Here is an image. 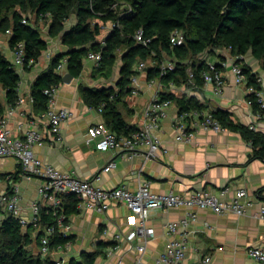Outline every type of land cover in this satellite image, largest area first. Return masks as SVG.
<instances>
[{"label": "crops", "instance_id": "crops-1", "mask_svg": "<svg viewBox=\"0 0 264 264\" xmlns=\"http://www.w3.org/2000/svg\"><path fill=\"white\" fill-rule=\"evenodd\" d=\"M45 39L49 42L51 53L63 50L58 40ZM56 43L58 48H55ZM0 47L4 50L2 52L0 48V52L12 62V50L4 35H0ZM205 53L199 55L198 59L213 64L229 55L227 50H221L202 57ZM216 55L223 59L218 60ZM163 62L172 63L169 60ZM245 62L263 79L264 91V72L257 62L248 59ZM119 65L120 61L114 67L112 77L115 70H119ZM219 67L217 70L223 79L222 95L219 98L212 94L211 86L206 83L201 93H196L184 87L179 88L172 82L164 86L159 80L157 83V79L147 80L145 75H140L136 86L131 85V94L126 99L129 112L121 108L129 131L120 136L111 132L117 138H129L134 131L142 128V111L150 101L159 93H172L179 96L193 95L207 107L204 111L225 110L231 113L234 121L244 126L252 124L255 126L254 131L264 134V114L258 120L253 117L251 108L245 103L247 93L244 85H235L229 70ZM46 68L47 61L41 57L30 71L16 69L20 81L18 99L14 106L5 102L0 89L4 105L0 116L6 119L12 137L23 138L29 131L38 132L41 144L34 145L32 149L44 165L69 173L104 190L125 187L130 192H135L141 184L148 183L149 189L155 194L173 193L184 197L191 192L208 191L218 195L220 191L226 190L222 197L224 200H232L236 191L244 190L250 205L243 215L232 212L215 214L208 209L186 208L153 212L149 226L154 228V237L147 243L145 252L140 254L136 251L135 242L126 238L130 229L126 217L130 211L124 205L111 203L106 210L98 213L79 207L77 202L74 208L77 212L66 214L71 241L67 246L62 245L59 251L56 245L50 248L45 259L49 257L54 264L58 260L62 264H68L70 260L80 261L84 253L96 252L93 264H159L157 259L165 251L167 243L183 239L187 243V254L179 264H197L205 258L210 259L209 264H260L248 256L247 250L251 247H264V224L255 216L259 206L264 204V162L248 161L251 148L238 133L225 129L215 132L199 127L192 132L193 136L189 141H179L176 130L178 109L172 102L153 135L158 151L152 158L145 156L144 146L132 157L121 152L119 147L106 152L98 151L96 141L87 136V129L100 123L105 125V121L101 111L89 108L81 101L77 86L79 83L92 86L91 83L103 82L101 85L113 87L119 71L112 83V77L107 82L102 79L93 80V67L86 61L81 76L78 79L72 78L69 83L62 81L46 110L36 113L30 101V87L35 77ZM65 73L67 72L64 71L62 76ZM61 109L69 112V118L60 124L59 135H55L50 132L45 117L48 113ZM110 162L115 163V168L104 170ZM0 173L18 174L17 180H10L19 186L20 217H30L31 202L39 204L41 213L38 229L33 231V235L38 236L47 226L42 220L44 209L47 214L50 213L53 221L49 203L38 194L40 181L24 178L18 161L9 157L0 159ZM67 196L62 201L64 213L68 203L65 200ZM189 215L195 216V222L180 228L176 233L167 230L169 223L181 222Z\"/></svg>", "mask_w": 264, "mask_h": 264}, {"label": "trees", "instance_id": "trees-1", "mask_svg": "<svg viewBox=\"0 0 264 264\" xmlns=\"http://www.w3.org/2000/svg\"><path fill=\"white\" fill-rule=\"evenodd\" d=\"M40 23L47 26L46 38L58 40L63 50L52 54L47 68L35 77L30 87L34 111L44 112L48 104L44 90L62 83V72L56 71L61 62L65 65L63 72L78 79L88 54L98 53L100 63L92 68L91 78L109 81L120 61L117 82L113 87L79 83L77 91L87 107L101 110L105 125L117 136L129 131L121 108L129 112L126 99L132 91V78L138 75L136 66L141 62L149 66L144 73L147 80L158 79L164 86L172 82L196 93H201L204 86L202 74L207 63L198 56L205 52L227 50L233 57L249 56L264 72V0H0V35L7 37L10 50L17 44L23 45L25 72L32 69L28 60L38 61L50 48L48 40L41 36ZM106 24L110 28L103 32ZM138 31L143 39L149 40L146 46L136 42ZM174 31L183 34L181 46L173 47L169 42ZM164 60L171 61L174 69L161 76L159 67ZM236 63L245 77V89L261 90L258 73L242 59ZM215 66L220 68L218 63ZM19 81L16 67L0 52V89L11 106L18 99ZM158 98L171 100L179 113L207 108L193 95L159 93ZM245 99L251 102L252 114L263 116L264 109L259 107L254 95L247 94ZM3 110L0 97V114ZM210 112L221 128L238 133L249 144L248 161L264 162L263 133L234 121L225 110ZM17 175L0 173L3 179L14 181ZM65 200L68 201L65 214L77 212L74 209L77 199L68 195ZM42 216L43 224L52 223L45 209ZM33 231L31 226L23 229L16 218L6 217L0 226V264H54L49 257L41 260L40 235L32 237ZM70 241V236L55 237L50 248ZM34 244L36 255L29 249ZM96 255V252L84 253L80 261L70 260L68 264H93Z\"/></svg>", "mask_w": 264, "mask_h": 264}, {"label": "built area", "instance_id": "built-area-1", "mask_svg": "<svg viewBox=\"0 0 264 264\" xmlns=\"http://www.w3.org/2000/svg\"><path fill=\"white\" fill-rule=\"evenodd\" d=\"M9 32L7 31V34ZM137 43L146 46L149 40L143 39L141 31L135 34ZM171 46H181L184 43L183 34L180 31H174L169 37ZM22 44H17L12 50V64L16 69H22L25 63V55ZM51 51L47 50L41 57L50 61L52 57ZM40 57V58H41ZM39 58V59H40ZM38 59V61H39ZM100 55L98 53H89L87 61L94 68H97L100 63ZM246 60L245 57L224 56V59L219 62L221 67L227 68L232 76L235 85H244L245 77L241 73L240 66L236 60ZM38 61L33 59L28 60V66L34 67ZM64 62H61L56 71L58 73L64 70ZM160 75H166L169 71H173V63H162L159 67ZM149 66L146 63H139L136 67L137 76L132 78V85L135 87L140 75H145ZM19 73V72H18ZM189 77L192 74L189 73ZM204 83L211 86L212 94L219 98L222 95L223 79L219 74L215 64L207 63V69L202 74ZM158 83V79L156 80ZM257 83L262 87L261 90H255L253 87L246 88L247 94H252L261 109H264V91L263 79L258 76ZM56 88L44 90V94L48 98V103L53 101ZM135 92V91H134ZM30 101H32L30 97ZM248 107H251L250 100H245ZM172 101L169 99H159L154 97L150 103L142 111L144 124L141 129L134 131L129 138H117L111 130L104 124L92 125L87 129L89 139L96 141V149L106 152L116 150L118 147L121 152H124L128 157L138 154L140 147L146 148V157L152 158L158 151V144L155 141L154 133L159 128V121L165 117L167 110L172 106ZM101 110L98 109V112ZM11 114V111L8 113ZM257 120L260 118L256 114H252ZM177 139L179 141H189L193 136V131L196 128L213 130L215 132L223 130L217 120L214 119L210 111L191 110L179 113L177 111ZM69 118V112L65 109L56 110L48 113L45 117L47 125L52 134L59 135L60 124ZM249 129L255 130V126L249 125ZM41 144L40 134L36 131H29L25 137H12L4 117L0 116V159L13 158L18 161L20 171L26 179H38L39 196L46 200L50 205V211L53 216L51 224L45 226L40 235V257L45 260L49 253L51 242L55 237H68L70 226L67 223V216L62 208L64 196L73 195L81 208L91 209L98 213H102L108 208L111 203L124 205L130 214L126 217L129 232L127 240L135 242L136 251L140 254L145 252L147 243L154 237V228L149 226V219L153 212L164 211L172 208L186 209H208L215 214H224L228 212L237 215H243L246 207L250 205L246 191L238 190L232 200H224L222 197L226 194V190L220 191L218 195L208 191L191 192L187 197L169 194H155L149 189L148 183L141 184L135 192H130L125 187L113 188L104 190L94 187L87 181H82L69 173H63L49 165H44L33 153V146ZM115 163L110 162L105 169H114ZM97 180L99 178H96ZM19 186L16 182L0 177V226L3 220L10 216L18 220L22 228L31 226L33 229H38L39 217L41 213L40 206L33 201L29 205L30 217H20L21 207ZM264 224V204L258 208L255 215ZM194 215H189L183 221L178 223H169L166 228L170 233H176L180 228H185L188 224L195 222ZM67 246V244H66ZM62 245H56L57 251ZM187 254V243L182 239L180 241L171 240L167 243L165 251L159 255L157 261L159 264H179L184 261ZM247 254L252 259L260 264H264V247H251L247 250ZM210 259L205 258L197 264H209ZM55 264H62V261H56Z\"/></svg>", "mask_w": 264, "mask_h": 264}, {"label": "rangeland", "instance_id": "rangeland-1", "mask_svg": "<svg viewBox=\"0 0 264 264\" xmlns=\"http://www.w3.org/2000/svg\"><path fill=\"white\" fill-rule=\"evenodd\" d=\"M110 28V24H106L105 26H104V28H103V32H105L106 30H108ZM39 30H40V33H41V36L42 37H46V35H47V26H45V24H42V23H40L39 24ZM103 34V33H102ZM102 37V35L99 37V38H101ZM2 46H5V45H2ZM1 48V47H0ZM55 48H58V44L56 43V45H55ZM1 51L2 52H4V50H3V48H1ZM202 57H208V52H206ZM212 59H213V57H211ZM246 59H248V61H252L251 60V57H247ZM257 65L259 66V64L257 63ZM118 75V71H117V69L115 70V73H114V77H112V79H111V83H112V81H114L115 80V78H116V76ZM103 82H96V83H91V85L92 86H99V85H101ZM105 83V82H104ZM34 233V232H33ZM32 237H34V235L32 236ZM29 249H31V251L32 252H34L35 253V255L37 254V247H36V245L34 244L33 246H31V247H29Z\"/></svg>", "mask_w": 264, "mask_h": 264}, {"label": "water", "instance_id": "water-1", "mask_svg": "<svg viewBox=\"0 0 264 264\" xmlns=\"http://www.w3.org/2000/svg\"><path fill=\"white\" fill-rule=\"evenodd\" d=\"M147 71V70H146ZM72 77L69 73H65L63 76H62V81L64 83H69L71 81Z\"/></svg>", "mask_w": 264, "mask_h": 264}, {"label": "bare ground", "instance_id": "bare-ground-1", "mask_svg": "<svg viewBox=\"0 0 264 264\" xmlns=\"http://www.w3.org/2000/svg\"><path fill=\"white\" fill-rule=\"evenodd\" d=\"M86 61H87V59H86ZM246 63V62H245ZM48 64H49V62L47 63V66H48ZM219 64V63H218ZM92 65V64H91ZM93 67V66H92ZM94 68V67H93ZM249 127V126H248ZM223 129V128H222ZM254 131V130H253Z\"/></svg>", "mask_w": 264, "mask_h": 264}]
</instances>
